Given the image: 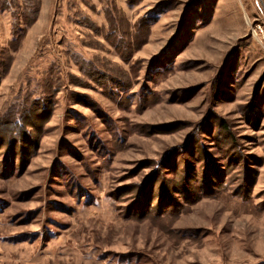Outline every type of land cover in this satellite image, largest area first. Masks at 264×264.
<instances>
[{
  "label": "rangeland",
  "instance_id": "374dc122",
  "mask_svg": "<svg viewBox=\"0 0 264 264\" xmlns=\"http://www.w3.org/2000/svg\"><path fill=\"white\" fill-rule=\"evenodd\" d=\"M0 264H264V0H0Z\"/></svg>",
  "mask_w": 264,
  "mask_h": 264
},
{
  "label": "trees",
  "instance_id": "16d2710c",
  "mask_svg": "<svg viewBox=\"0 0 264 264\" xmlns=\"http://www.w3.org/2000/svg\"><path fill=\"white\" fill-rule=\"evenodd\" d=\"M25 13V12H24ZM14 41V40H13ZM13 41L11 42V44L13 43Z\"/></svg>",
  "mask_w": 264,
  "mask_h": 264
}]
</instances>
